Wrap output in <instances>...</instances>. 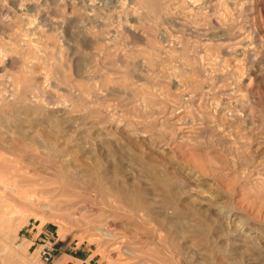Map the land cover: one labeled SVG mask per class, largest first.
Masks as SVG:
<instances>
[{
  "label": "rangeland",
  "instance_id": "obj_1",
  "mask_svg": "<svg viewBox=\"0 0 264 264\" xmlns=\"http://www.w3.org/2000/svg\"><path fill=\"white\" fill-rule=\"evenodd\" d=\"M0 264H264V0H0Z\"/></svg>",
  "mask_w": 264,
  "mask_h": 264
},
{
  "label": "bare ground",
  "instance_id": "obj_2",
  "mask_svg": "<svg viewBox=\"0 0 264 264\" xmlns=\"http://www.w3.org/2000/svg\"><path fill=\"white\" fill-rule=\"evenodd\" d=\"M216 110H217V109H216ZM230 111H231V110H230ZM228 112H229V111H228ZM226 113H227V112H226ZM230 113H231V112H230ZM233 113H234V112H233ZM233 113H231V114L235 117V115H234ZM231 114H230V115H231ZM236 114H237V111H236ZM240 114H241V113H240Z\"/></svg>",
  "mask_w": 264,
  "mask_h": 264
},
{
  "label": "built area",
  "instance_id": "obj_3",
  "mask_svg": "<svg viewBox=\"0 0 264 264\" xmlns=\"http://www.w3.org/2000/svg\"><path fill=\"white\" fill-rule=\"evenodd\" d=\"M45 253H49L48 251H45Z\"/></svg>",
  "mask_w": 264,
  "mask_h": 264
}]
</instances>
